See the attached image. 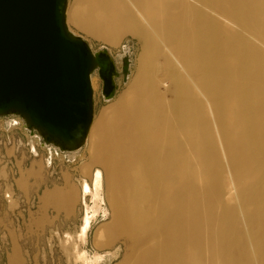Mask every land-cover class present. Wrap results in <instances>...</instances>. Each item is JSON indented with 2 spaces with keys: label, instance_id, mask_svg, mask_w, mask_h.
<instances>
[{
  "label": "bare ground",
  "instance_id": "1",
  "mask_svg": "<svg viewBox=\"0 0 264 264\" xmlns=\"http://www.w3.org/2000/svg\"><path fill=\"white\" fill-rule=\"evenodd\" d=\"M71 20L144 47L132 91L89 135L110 234L129 242L122 264H264V0H80ZM163 80L173 89L160 92ZM82 193L98 216L100 170Z\"/></svg>",
  "mask_w": 264,
  "mask_h": 264
},
{
  "label": "rangeland",
  "instance_id": "2",
  "mask_svg": "<svg viewBox=\"0 0 264 264\" xmlns=\"http://www.w3.org/2000/svg\"><path fill=\"white\" fill-rule=\"evenodd\" d=\"M79 1L68 0L69 30L94 52H109L116 65V89L110 99L103 95L98 72L91 76L93 123H103L130 90L144 47L132 33L113 45L79 29L71 20ZM163 81L160 92L173 89L170 80ZM24 122L16 114L0 116V264H91L95 257L98 260L94 264H122L129 242L119 231H114L120 234L116 238L110 234L114 228L118 230L116 210L109 199L106 168L97 160L99 154L90 131L72 159L52 145L44 147L38 132L31 137ZM97 170L101 172L104 209L94 217L92 197L87 194L83 198L82 185L91 184ZM116 251L119 256L114 258ZM83 252L88 262L75 259Z\"/></svg>",
  "mask_w": 264,
  "mask_h": 264
},
{
  "label": "water",
  "instance_id": "3",
  "mask_svg": "<svg viewBox=\"0 0 264 264\" xmlns=\"http://www.w3.org/2000/svg\"><path fill=\"white\" fill-rule=\"evenodd\" d=\"M67 8L68 0H0V116L19 115L45 143L77 150L94 119L93 72L110 99L117 71L109 52L71 33Z\"/></svg>",
  "mask_w": 264,
  "mask_h": 264
},
{
  "label": "built area",
  "instance_id": "4",
  "mask_svg": "<svg viewBox=\"0 0 264 264\" xmlns=\"http://www.w3.org/2000/svg\"><path fill=\"white\" fill-rule=\"evenodd\" d=\"M26 129V128H25ZM27 131H28V133H29V135L32 137V136H34L35 135V133L33 134L32 132H29V130L28 129H26ZM35 132H37L36 130H35ZM39 134V133H38ZM40 135V134H39ZM42 141L44 142V139H43V137H42ZM51 145L52 144H46L45 142H44V147H51ZM53 146V145H52ZM54 147V146H53ZM34 148V147H33ZM34 150V153L36 154V150H35V148L33 149ZM58 152H61V153H63L62 151H60V150H57ZM51 157H49V159H50Z\"/></svg>",
  "mask_w": 264,
  "mask_h": 264
}]
</instances>
